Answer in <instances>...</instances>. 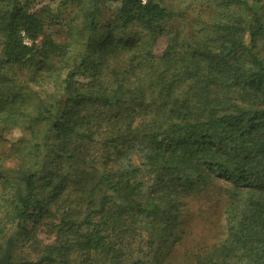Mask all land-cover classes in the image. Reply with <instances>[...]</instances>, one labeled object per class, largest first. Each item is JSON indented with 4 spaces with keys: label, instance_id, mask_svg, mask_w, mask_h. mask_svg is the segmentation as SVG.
I'll use <instances>...</instances> for the list:
<instances>
[{
    "label": "trees",
    "instance_id": "trees-1",
    "mask_svg": "<svg viewBox=\"0 0 264 264\" xmlns=\"http://www.w3.org/2000/svg\"><path fill=\"white\" fill-rule=\"evenodd\" d=\"M54 10L66 38L48 6L0 0V125L23 134L12 142V247L24 235L41 254L10 253L9 264H69L73 251L76 264H169L162 248L185 236V195L216 179L230 189L223 235L182 264H264V0ZM131 29L145 35L128 39ZM141 173L156 179L143 192ZM58 213L57 244L40 246L29 223ZM141 236L155 256L132 254Z\"/></svg>",
    "mask_w": 264,
    "mask_h": 264
},
{
    "label": "rangeland",
    "instance_id": "rangeland-1",
    "mask_svg": "<svg viewBox=\"0 0 264 264\" xmlns=\"http://www.w3.org/2000/svg\"><path fill=\"white\" fill-rule=\"evenodd\" d=\"M24 4H28L32 10L42 9L44 6L51 8V12L57 20L56 24L49 26L51 29H56L59 35V39L66 38L64 22L65 12H59L54 10L57 7L59 0H20ZM76 4V3H75ZM102 23L112 22L113 18L109 12H104L99 18ZM132 34L131 37H142L145 34L139 29L129 30ZM165 46V40L161 38L157 46L155 47V53L159 55ZM31 83H29L30 85ZM22 131L20 129H12L7 131L3 124L0 125V230H3V234L0 232V256L3 254V247L8 237L12 238L13 242V228L11 227L12 206L11 201V186H14L16 179L13 178L14 171L18 170L20 161H18L16 154L14 153L13 140L22 137ZM5 176H9V181L4 179ZM138 180L142 183L141 191H145L146 187L154 184L156 179L152 175L141 173L138 176ZM228 183L222 180L216 179L212 185H209L205 189L193 194L189 193L185 195L184 202L181 205V222L184 224L185 236L183 240L174 243L172 245H164L162 251L167 252L166 261L169 264H182L187 257V252H194L196 248H210L221 239L223 235L224 225V208L225 201H227L226 194L228 192ZM8 201V202H6ZM7 205V206H6ZM50 207L54 209L56 205L51 204ZM58 214H52L50 216H43L35 226L33 223H29L28 229L33 227L34 238L39 242L40 246H54L57 244L58 233L54 225L58 221ZM84 213L78 216L77 222L83 219ZM19 232V231H16ZM144 234V231L141 232ZM14 235V236H13ZM25 238V240L23 239ZM139 239V237H136ZM140 241H136L130 248L132 254L136 253L146 254L149 256H155L156 252L151 249V245H147L146 239L141 236ZM26 237L21 235L17 238L15 245L11 249L13 261L29 260L30 262H37L41 254L36 253L31 244H26ZM30 243V242H29ZM126 245V244H125ZM193 247V248H192ZM161 248V247H159ZM128 249V248H127ZM155 249V248H154ZM127 252V250H126ZM78 252L73 251L70 255L69 264H76L80 258L77 255ZM128 253V252H127ZM127 263V260L126 262ZM45 264V263H43Z\"/></svg>",
    "mask_w": 264,
    "mask_h": 264
},
{
    "label": "water",
    "instance_id": "water-1",
    "mask_svg": "<svg viewBox=\"0 0 264 264\" xmlns=\"http://www.w3.org/2000/svg\"><path fill=\"white\" fill-rule=\"evenodd\" d=\"M11 245H12V238L8 237L6 248L3 254L0 256V264H9Z\"/></svg>",
    "mask_w": 264,
    "mask_h": 264
}]
</instances>
